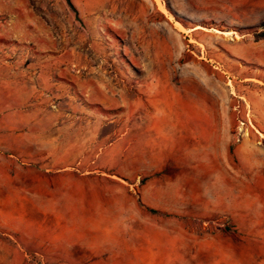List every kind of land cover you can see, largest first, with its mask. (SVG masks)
<instances>
[{
    "label": "rangeland",
    "instance_id": "rangeland-1",
    "mask_svg": "<svg viewBox=\"0 0 264 264\" xmlns=\"http://www.w3.org/2000/svg\"><path fill=\"white\" fill-rule=\"evenodd\" d=\"M70 1L0 0V66L43 69L44 111L85 128L45 161L0 126V264H264L241 260L264 213V0ZM58 177L83 208L44 198ZM75 242L99 261L59 254Z\"/></svg>",
    "mask_w": 264,
    "mask_h": 264
},
{
    "label": "crops",
    "instance_id": "crops-1",
    "mask_svg": "<svg viewBox=\"0 0 264 264\" xmlns=\"http://www.w3.org/2000/svg\"><path fill=\"white\" fill-rule=\"evenodd\" d=\"M252 43L255 47H259L264 51V38L253 40ZM259 75L260 73L258 72L254 76ZM44 77L45 73L43 69H36L33 64L15 68V65L10 62L0 66V118H7L10 121L13 120L11 121V125L3 121L2 123L0 122V126H4L3 134L16 137L13 146H36L41 150L43 149L42 147H44L43 151L36 149L33 151L42 153L43 159L48 161L51 156L61 154L64 156L72 151H77V149L82 150L85 146L83 142L73 143L68 137L76 132L82 134V130L85 128L82 122L73 120L81 119V116H83L81 113L71 114L61 111H44V91L41 87V84L44 82ZM52 83L51 87H53V89H58V87L61 86V84L56 81ZM37 84H39V87ZM48 94H53L52 88ZM263 100L264 99H260L259 97H254L251 103L252 109H256V106L260 102H263ZM259 116L264 119V113L262 114V112H259ZM260 126L262 125L260 124ZM7 129H10V131H7ZM201 134H204L203 136L205 138L204 142H201V144L209 146L210 141H206L208 135L207 129H203ZM196 140L201 141L195 138L192 145H195ZM4 146H6V144ZM29 155H32V151H29ZM12 157H16V155L12 154ZM63 169H68V167ZM49 173L50 172H48V174ZM83 177L85 176H82V178ZM82 178L80 179L83 180ZM42 182L44 183L43 195L45 199H51L53 196H59L60 198L74 196L78 205L83 208V200L86 195L82 191L69 192L68 188L71 184L68 182L67 178L58 177L50 181L43 179ZM14 195L11 197L14 198ZM32 196L35 197L36 193L34 192ZM16 197H19V195L16 194ZM43 213L48 214L46 212ZM56 213L57 211H54L50 214ZM65 214L73 216L74 211L66 206ZM241 219L242 218H240V220ZM258 220L260 225L253 228V236L255 239H253V244H251V246L254 249L250 253L251 255L248 254L244 259L241 258L242 263L244 260L253 256V252L256 253L257 257L264 255V213L260 214ZM59 229L62 231H98L100 227L98 223L92 221L87 223L81 222L80 224L65 222L60 224ZM105 229L109 230L107 227ZM59 249V254L61 256L65 255L66 258L69 257L67 261L72 262L99 261L98 257L101 253L99 246L85 245L82 242L61 244ZM242 252H244V250Z\"/></svg>",
    "mask_w": 264,
    "mask_h": 264
},
{
    "label": "trees",
    "instance_id": "trees-1",
    "mask_svg": "<svg viewBox=\"0 0 264 264\" xmlns=\"http://www.w3.org/2000/svg\"><path fill=\"white\" fill-rule=\"evenodd\" d=\"M65 1H66V3L68 4L69 7H72V4H71V1L70 0H65ZM261 27L264 28V25H261ZM256 38H257V40L263 39L264 38V31L261 32L260 34H257L256 35Z\"/></svg>",
    "mask_w": 264,
    "mask_h": 264
},
{
    "label": "bare ground",
    "instance_id": "bare-ground-1",
    "mask_svg": "<svg viewBox=\"0 0 264 264\" xmlns=\"http://www.w3.org/2000/svg\"><path fill=\"white\" fill-rule=\"evenodd\" d=\"M157 1V3L159 4V6L161 7V9L163 10V11H165V9L163 8V6L161 5V3L159 2V0H156ZM177 24V23H176ZM177 26L178 27H180V28H182L180 25H178L177 24ZM229 34V33H228Z\"/></svg>",
    "mask_w": 264,
    "mask_h": 264
}]
</instances>
